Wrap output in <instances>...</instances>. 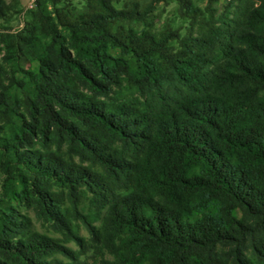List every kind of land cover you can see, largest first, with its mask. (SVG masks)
I'll list each match as a JSON object with an SVG mask.
<instances>
[{"label":"trees","instance_id":"1","mask_svg":"<svg viewBox=\"0 0 264 264\" xmlns=\"http://www.w3.org/2000/svg\"><path fill=\"white\" fill-rule=\"evenodd\" d=\"M198 1L0 0V264H264V0Z\"/></svg>","mask_w":264,"mask_h":264},{"label":"rangeland","instance_id":"2","mask_svg":"<svg viewBox=\"0 0 264 264\" xmlns=\"http://www.w3.org/2000/svg\"><path fill=\"white\" fill-rule=\"evenodd\" d=\"M9 1V0H8ZM13 1V3H15V12L12 14L11 16V20L9 22V32H17V31H20L23 26H24V23L29 19V14H30V11L33 9V8H29L28 7V0H11ZM227 0H214L212 2V6L213 8H215L217 11H220L222 6L226 3ZM206 3V0H199L198 1V4L200 6H204V4ZM115 6L116 7H120L121 6V3H115ZM174 8V3H170L169 5H167L165 7V12H164V15L163 17H169L171 15V12ZM21 211L23 213H27L29 214V216L32 218L33 220V225L40 231H44V232H47L48 234H53V233H50L48 231H46V229L43 227V225H41L40 221L34 216V213L31 211V210H28V211H23V209H21ZM80 234L81 235H86V232L81 229L80 230ZM56 235V234H54ZM68 245L71 247V248H76V245L73 244L72 242L68 243ZM89 263H91L89 261Z\"/></svg>","mask_w":264,"mask_h":264},{"label":"built area","instance_id":"3","mask_svg":"<svg viewBox=\"0 0 264 264\" xmlns=\"http://www.w3.org/2000/svg\"><path fill=\"white\" fill-rule=\"evenodd\" d=\"M28 7L29 8H33L34 7V5H35V0H28Z\"/></svg>","mask_w":264,"mask_h":264}]
</instances>
